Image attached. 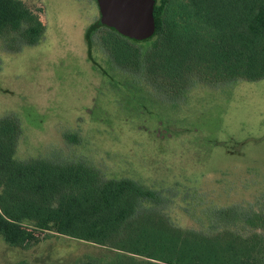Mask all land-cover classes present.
<instances>
[{
    "label": "rangeland",
    "instance_id": "1",
    "mask_svg": "<svg viewBox=\"0 0 264 264\" xmlns=\"http://www.w3.org/2000/svg\"><path fill=\"white\" fill-rule=\"evenodd\" d=\"M24 1L45 24L42 32L31 40L21 31L0 35V120L19 123L18 159L82 154L88 163L103 158L114 140L112 157L133 158L139 171L155 169L157 189L183 193V206L198 217L205 214L193 204L233 182L240 194L264 195V78L175 82L163 75L168 59L148 61L151 40L108 42L101 34L94 36L99 68L84 37L99 16L95 0ZM115 57L137 60L138 69L128 77ZM109 252L66 236L25 249L0 234V264H74L84 254Z\"/></svg>",
    "mask_w": 264,
    "mask_h": 264
},
{
    "label": "trees",
    "instance_id": "2",
    "mask_svg": "<svg viewBox=\"0 0 264 264\" xmlns=\"http://www.w3.org/2000/svg\"><path fill=\"white\" fill-rule=\"evenodd\" d=\"M154 15L157 30L147 39L154 58L148 61L168 59L171 69L163 75L173 81L264 78V0H157ZM98 18L84 37L88 59L101 68L94 36L119 42L123 35ZM44 25L24 0H0V35L21 31L31 40ZM113 59L128 77L138 69L137 60ZM18 131L17 120H0V234L9 245L28 249L66 236L110 250L84 254L74 264H264V195L240 194L233 182L193 204L205 214L198 217L183 206V193L157 189L155 169L139 171L133 158L112 157L114 140L93 162L82 154L71 161H21Z\"/></svg>",
    "mask_w": 264,
    "mask_h": 264
},
{
    "label": "water",
    "instance_id": "3",
    "mask_svg": "<svg viewBox=\"0 0 264 264\" xmlns=\"http://www.w3.org/2000/svg\"><path fill=\"white\" fill-rule=\"evenodd\" d=\"M99 9L97 23L117 30L121 35L144 41L157 30L155 6L157 0H96Z\"/></svg>",
    "mask_w": 264,
    "mask_h": 264
}]
</instances>
